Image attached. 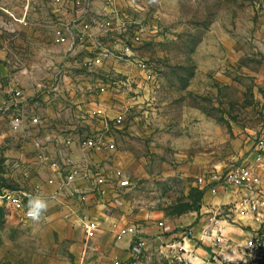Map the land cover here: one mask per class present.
Here are the masks:
<instances>
[{"label": "rangeland", "instance_id": "rangeland-1", "mask_svg": "<svg viewBox=\"0 0 264 264\" xmlns=\"http://www.w3.org/2000/svg\"><path fill=\"white\" fill-rule=\"evenodd\" d=\"M96 1L103 14L126 24L125 32L102 42L113 55L107 61L116 63L110 68L142 71L130 62L138 59L151 79L134 81L123 71L99 76L107 90L97 87L98 103L124 115L122 124L108 125L116 152L105 153L103 165L124 171L132 186L106 203L105 216L100 210L91 215L142 232L163 223L166 235L186 231L191 238L147 249L140 264H264V207L252 214L227 201L206 214L204 200L217 189L210 200L221 203L225 176L253 161L264 129V0ZM34 34L11 32L10 39L28 42ZM136 35L140 40L133 42ZM114 37L130 42L134 55H124ZM26 49L33 56L20 65L43 61ZM92 70L80 71L96 76ZM257 171L264 194V165ZM7 174L0 167V184L19 188ZM40 203L45 207L29 219L0 208V264H113V252L128 261V239L117 242L110 233L86 243L65 218L69 208ZM251 240L256 247H248Z\"/></svg>", "mask_w": 264, "mask_h": 264}, {"label": "crops", "instance_id": "crops-1", "mask_svg": "<svg viewBox=\"0 0 264 264\" xmlns=\"http://www.w3.org/2000/svg\"><path fill=\"white\" fill-rule=\"evenodd\" d=\"M93 9L95 14H103L96 0ZM9 12L17 18H15L17 23L13 24L12 19L8 16ZM61 19L73 21L75 16L70 14L68 10L59 9L54 0H0V78L4 86V89H0V109L5 106L12 107L7 116L1 115L0 112V167L19 186L24 182L22 178L24 169L30 173L31 179L28 185L31 188L38 184L45 185L50 174V169L40 164L37 159V149L32 140L34 136L50 138L52 142L48 145L47 152L52 158L69 154L74 160L82 159V154L76 144L72 146L71 153H69L64 152L65 148L61 143L66 135H71L77 140L80 136L103 129L101 125L92 123L88 116V111L93 110L95 105L99 104L94 92L101 85L100 77L116 76V72L123 71L124 75H128V79L134 78V81L145 82L142 71L136 72L135 68L130 71L125 70V68L121 71L110 68L112 65H116L113 61L106 60L107 62L104 64L106 66L92 70L95 71L96 76L80 71L87 67L89 59L96 55L98 48L96 41L98 42L97 45L99 41L87 40L77 47L75 53L70 54L67 45H57L54 41V30ZM28 30L35 31V37L29 38L28 42L10 39L11 32ZM104 39L100 41L103 42ZM27 46L34 48V54H39V58L43 61L29 66L20 65L22 62H27L32 53L27 52ZM113 48L115 46H112ZM36 50H39L40 53H37ZM112 57L111 54L108 60ZM90 71L88 70V72ZM11 90L21 91V98H14L10 93ZM17 114H23L26 117L39 116L43 121L42 128H36L31 133L32 137L23 133H14L10 127V120L11 115ZM97 157L101 156L97 155ZM46 190L49 189L46 188ZM223 193L225 194L220 204L210 200L211 197H214L213 193L206 195L204 199L206 214L216 210L218 205L225 204L227 201L229 204L230 202L236 204L239 200V195H236L237 193L234 191ZM50 203L59 208H69L68 210L72 211L70 209L72 207L71 202L68 203V206L63 207L54 202ZM73 205L79 207L75 210L79 214L92 216L91 214H94L96 210H100V216H105L104 213H101L105 207L100 206L97 200L90 199L84 204L76 202ZM203 213L204 210L201 214ZM213 220L214 218L210 217L209 222ZM112 222L114 220L110 224ZM110 224L104 223L105 231L99 235L97 240L111 235ZM164 231L169 233V230L165 229V225L159 227L156 224L145 232L153 240L149 247L151 252H154V248L158 249V245H167L177 237L182 238L180 231L172 235H166ZM125 242L123 247L126 251L128 250L125 259L128 260L130 258L131 239ZM119 253L113 252L112 262L116 259L122 261L117 257Z\"/></svg>", "mask_w": 264, "mask_h": 264}, {"label": "built area", "instance_id": "built-area-1", "mask_svg": "<svg viewBox=\"0 0 264 264\" xmlns=\"http://www.w3.org/2000/svg\"><path fill=\"white\" fill-rule=\"evenodd\" d=\"M95 0H54L59 9L68 10L75 16L73 21L61 19L54 30V41L57 45H67L68 52L73 54L77 47L87 40H98L96 46V55L89 59L88 68L102 67L112 54L108 48L100 41L107 38L110 33L126 31V24L120 22L114 17L105 14H95L93 5ZM22 23V22H20ZM114 37V44L121 47V51L126 56H132V46L130 42H122ZM136 35L133 42L139 41ZM119 43V44H118ZM142 71L146 72L147 65L138 59L130 61ZM145 79H151L145 76ZM3 81L0 78V89L3 88ZM264 91V79L260 84ZM99 91L105 93L107 88L101 84ZM14 98H21V91L11 90ZM132 107V106H129ZM11 106H5L0 109L1 115H8L11 112ZM127 106L125 107V109ZM116 113V114H114ZM10 127L14 133H23L31 136V133L42 128L43 121L37 116L26 117L23 114L11 115ZM88 116L92 123L97 121L103 129L93 133L80 136L77 140L71 135L63 137L62 145L64 152L71 153V148L76 144L80 153L81 160H74L68 154L59 158H52L47 147L52 142L50 138L34 136L33 142L37 149V159L40 164L50 169V174L46 179L45 185L38 184L31 188L28 182L31 179L27 169L22 171L24 182L17 189L4 187L0 184V208L3 210H13L19 212L26 219L35 218L39 213L29 216L30 205L36 202L49 201L60 206H68L78 202L84 204L90 199L97 200L100 206L106 207V203L113 197L119 196V193L128 190L132 183L127 175L121 169H109L104 164V154L116 152L114 139L106 134L110 122L116 125L122 124L124 115L121 111H110L102 104H96L93 110L88 111ZM28 119V121H26ZM97 155L101 157H97ZM264 165V129H262L255 139L254 158L252 162L232 168L223 180L222 192L234 191L239 195V202L244 209L252 214L259 213L264 207V194L262 191L261 175L257 171V166ZM49 189L48 191L46 190ZM212 193L217 195V189ZM238 204L236 206H238ZM74 229H80L83 232L86 242L97 240L99 235L105 231L104 223L95 216L79 214L78 211H71L65 217ZM163 227V223L158 224ZM110 233L117 242L131 239L130 258L127 262L116 259L113 264H140V259L147 249L152 245L153 240L145 232L139 231L135 225L115 220L110 224ZM183 242L191 241L187 237V232H182ZM212 239L216 240L212 236ZM221 241L220 238H218ZM249 248H254L253 240L248 242Z\"/></svg>", "mask_w": 264, "mask_h": 264}, {"label": "clouds", "instance_id": "clouds-1", "mask_svg": "<svg viewBox=\"0 0 264 264\" xmlns=\"http://www.w3.org/2000/svg\"><path fill=\"white\" fill-rule=\"evenodd\" d=\"M45 205L40 202H36L34 205H30L29 216H32L34 213H38L41 209H43Z\"/></svg>", "mask_w": 264, "mask_h": 264}]
</instances>
